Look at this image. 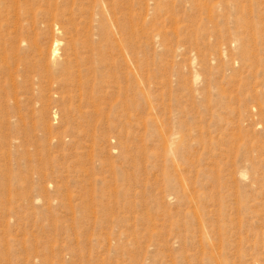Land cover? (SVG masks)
I'll return each mask as SVG.
<instances>
[{
  "label": "rangeland",
  "instance_id": "obj_1",
  "mask_svg": "<svg viewBox=\"0 0 264 264\" xmlns=\"http://www.w3.org/2000/svg\"><path fill=\"white\" fill-rule=\"evenodd\" d=\"M56 1L0 62V264H264V0Z\"/></svg>",
  "mask_w": 264,
  "mask_h": 264
},
{
  "label": "bare ground",
  "instance_id": "obj_2",
  "mask_svg": "<svg viewBox=\"0 0 264 264\" xmlns=\"http://www.w3.org/2000/svg\"><path fill=\"white\" fill-rule=\"evenodd\" d=\"M65 1H67V0H57L56 3H54L53 8H55V7H57V8L63 7V6L59 5V4H61L62 2H65ZM39 2H40V0H0V62H3V63L7 62L10 59V57H11V54H12L11 51H13V50H12L11 44H9L10 43V38L11 39L19 38L18 36L22 35L23 32H25L27 26L30 24L29 20H32L34 24L37 23V14L38 13L35 12V8L40 7V3L41 2L40 3ZM69 2H70V0H68V3ZM66 5H67V3H66ZM73 5H76L77 8H80L81 9V10L79 9L80 11L84 10L82 13H85V14H88V11L87 10L85 11V9H87L86 8L87 5H91L94 8H102L103 10L102 11L100 10V12H99L101 14V16H105L104 15L105 13L108 14V3L107 4L104 3V0H90V1H88V4L84 3V1H82V0H74L72 6ZM93 11H95V10H92V12ZM91 14H94V13L90 12V15ZM90 15L88 16V18L90 17ZM96 15H98V14H96ZM85 17H87V16H85ZM4 20H6V22H7L5 25L2 24V21H4ZM90 22H92V21H90ZM90 22H89V24H91ZM85 24H83V25H85ZM32 26L34 27V25H32ZM89 26L87 25V28ZM8 27H12L13 28L11 30L12 32L9 30L11 32V35L13 34L12 37H8V36L5 35V32H6ZM102 28L106 29V27H102ZM90 32H92V31L90 30ZM90 41H91V39H90ZM22 42L27 43L28 41L27 40H22ZM60 44H61V41L59 39H56L55 42H54L55 48L53 50L54 59H57V57H58V54H59L58 51H59ZM65 114L67 116H69L71 114L70 109L67 108L65 110Z\"/></svg>",
  "mask_w": 264,
  "mask_h": 264
}]
</instances>
